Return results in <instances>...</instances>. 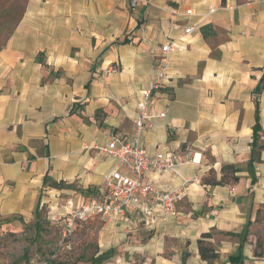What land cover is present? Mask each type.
I'll use <instances>...</instances> for the list:
<instances>
[{"label": "crops", "instance_id": "crops-1", "mask_svg": "<svg viewBox=\"0 0 264 264\" xmlns=\"http://www.w3.org/2000/svg\"><path fill=\"white\" fill-rule=\"evenodd\" d=\"M130 1H23L0 46V224L15 216L32 219L41 192L72 195L75 204L101 195L103 176L116 162L94 146L133 133L153 54L174 39L152 110L164 109L165 117L153 118L141 141L150 153L188 155L177 175L146 176L163 189L187 179L183 198L167 221L157 214L85 221L80 233L93 244L89 264H231L240 238L224 233L246 226L242 264H264V257L253 256L257 238L264 237V230L255 231L264 229V151L249 165L254 89L264 64V0ZM189 8L195 14L186 15ZM209 8L215 11L202 17ZM189 26L194 29L185 34ZM258 99L264 138V86ZM224 165L240 169L237 180L206 183L219 180ZM52 181L79 191L50 187ZM64 206L57 216L65 215ZM210 230L218 257L208 262L197 239Z\"/></svg>", "mask_w": 264, "mask_h": 264}, {"label": "built area", "instance_id": "built-area-1", "mask_svg": "<svg viewBox=\"0 0 264 264\" xmlns=\"http://www.w3.org/2000/svg\"><path fill=\"white\" fill-rule=\"evenodd\" d=\"M137 0H131L135 6ZM215 11L209 8L202 17H207ZM186 15L195 11L186 9ZM194 26L184 28V33H191ZM175 40L166 39L153 54V75L150 84L139 91L136 104V114L133 119V133L125 138L111 135L107 142L95 145L101 157L113 159L116 168L103 176V191L99 196L88 197L76 204L71 197L65 201L66 233L80 222L99 216L115 222L129 216L138 218L157 214L161 220L167 221L176 215V204L183 198L182 186L188 181L183 178L177 187L160 188L147 179L149 172H172L178 174L179 165L188 162V155L178 152H148L142 145L141 135L145 129L152 126L153 118L165 117V110L153 113L161 89L168 77L170 55L175 49ZM142 194V195H141Z\"/></svg>", "mask_w": 264, "mask_h": 264}, {"label": "rangeland", "instance_id": "rangeland-1", "mask_svg": "<svg viewBox=\"0 0 264 264\" xmlns=\"http://www.w3.org/2000/svg\"><path fill=\"white\" fill-rule=\"evenodd\" d=\"M23 1L0 0V46L19 17ZM66 189L79 191L73 184L66 186ZM87 193L93 191L88 189ZM43 197H48L50 201L41 202ZM69 197L72 195H46L41 192L38 209L34 213V208L32 219L26 222L22 216H15L0 224V264H89L93 244L80 233L85 229V221L64 235L68 215L59 217L56 214L57 209L61 210L59 206L65 204ZM52 203L58 204L57 208L52 209ZM52 214L56 215L54 219H50ZM263 230L260 226L255 229L257 233Z\"/></svg>", "mask_w": 264, "mask_h": 264}, {"label": "trees", "instance_id": "trees-1", "mask_svg": "<svg viewBox=\"0 0 264 264\" xmlns=\"http://www.w3.org/2000/svg\"><path fill=\"white\" fill-rule=\"evenodd\" d=\"M262 76L258 81V84L256 88L254 89V101H255V123L252 127V136H251V153H250V160L249 165L251 166L254 162L260 161V152L264 151V138H262L261 132L262 128L259 121V112H258V105H259V99L258 96L260 94V91L262 87L264 86V64L262 66ZM240 169L233 165H224L221 167V178L219 180L215 179H206V183L210 185H219L223 183H227L229 181H236L237 176L235 173H238ZM48 182L47 177L43 179V186ZM255 179L251 178V183H254ZM48 185L53 188H66V186H69L70 184H65L62 181L59 182H49ZM38 209V205L36 206L34 213H36ZM249 225V224H248ZM248 229L247 226L242 230L240 233H224L225 235H231V236H238L240 238V243L238 245V250L236 254L230 255L228 257V261L231 264H242L243 262V254H242V245L244 241L246 240ZM214 232L212 230L208 232H204L200 235V237L197 239V247L200 257L203 260H206L208 262L213 261L215 258L218 257V254L215 251L214 245L211 243V238L213 236ZM263 240V241H260ZM253 256L256 258H263L264 257V237L257 238L255 248L253 250Z\"/></svg>", "mask_w": 264, "mask_h": 264}]
</instances>
